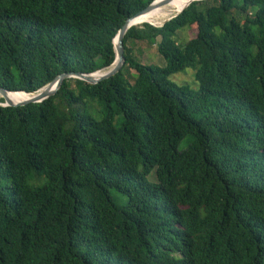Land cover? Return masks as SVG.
<instances>
[{"label":"trees","instance_id":"16d2710c","mask_svg":"<svg viewBox=\"0 0 264 264\" xmlns=\"http://www.w3.org/2000/svg\"><path fill=\"white\" fill-rule=\"evenodd\" d=\"M153 1L0 0V88L111 67ZM124 45L113 78L0 107V264H264V0L195 2Z\"/></svg>","mask_w":264,"mask_h":264},{"label":"water","instance_id":"95a60500","mask_svg":"<svg viewBox=\"0 0 264 264\" xmlns=\"http://www.w3.org/2000/svg\"><path fill=\"white\" fill-rule=\"evenodd\" d=\"M175 0H154L149 6H147L142 11L138 12L133 17L129 18L123 27L119 30L118 34L116 35L113 43H114V49L116 54V59L113 63V65L107 69H102L100 71H97L93 74H84V73H66L62 74L58 77H56L51 83L40 89L38 92L29 94L26 92H11L9 90H6L4 88H0V95L3 102H0V107H24L31 104H40L43 103L46 100H49L50 98L54 97L57 92L60 90L62 84L64 81L68 79H77L81 80L83 82H86L90 85H98L104 81H107L114 76H116L118 73L121 72L123 67L125 66L126 60H125V45H124V38L132 27H141L144 24H149L153 27L161 28L166 23L174 20L179 15H181L192 3L195 2H202V1H195L189 4L187 7L183 8L180 12L170 17L168 20H165L161 25L156 26L148 22V19L153 20L155 18V12L156 10L166 7L167 5L173 3ZM103 72L99 75V77L95 78L94 75L97 73ZM12 94H24L28 96V98L20 103H12L9 100V96Z\"/></svg>","mask_w":264,"mask_h":264},{"label":"rangeland","instance_id":"374dc122","mask_svg":"<svg viewBox=\"0 0 264 264\" xmlns=\"http://www.w3.org/2000/svg\"><path fill=\"white\" fill-rule=\"evenodd\" d=\"M179 44L185 45L190 39L193 38L194 34L187 28L180 30L179 32ZM128 46L132 49L134 57L144 65H154L158 67H165L167 65L166 61L159 55L157 47L150 45L147 42L130 41ZM171 80L178 85H188L192 89L198 88V82L196 80V72L194 69H186L182 72L172 75ZM89 115L96 119L101 118V113L99 111L98 105H93L87 108ZM186 147V142L180 144V148ZM154 175V173H153Z\"/></svg>","mask_w":264,"mask_h":264},{"label":"bare ground","instance_id":"6f19581e","mask_svg":"<svg viewBox=\"0 0 264 264\" xmlns=\"http://www.w3.org/2000/svg\"><path fill=\"white\" fill-rule=\"evenodd\" d=\"M195 1H202V0H175L173 3L167 5L166 7L156 10L155 18L153 20L148 19V22L153 25L159 26L165 20H168L170 17L177 14L183 8L187 7L189 4ZM101 73L103 72L95 74L94 77L95 78L99 77ZM27 98L28 96L24 94H12L9 96V100L14 104L20 103L26 100ZM0 100H1V95H0Z\"/></svg>","mask_w":264,"mask_h":264}]
</instances>
